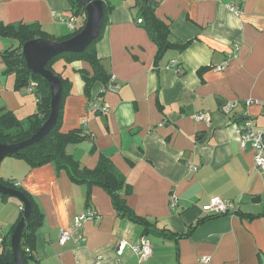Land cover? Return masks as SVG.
I'll use <instances>...</instances> for the list:
<instances>
[{
    "label": "crops",
    "instance_id": "0c3cea01",
    "mask_svg": "<svg viewBox=\"0 0 264 264\" xmlns=\"http://www.w3.org/2000/svg\"><path fill=\"white\" fill-rule=\"evenodd\" d=\"M110 1L114 9L97 52L114 80L104 95L101 83L92 90L93 101L109 110L88 111L80 73L92 72L88 63L59 61L55 70L73 82L62 131L82 128L93 135L68 146L83 166L95 167L105 154L123 173L131 187L127 204L151 222L145 236L153 253L145 262L130 248L117 255L118 241H139L144 227L119 216L104 188L75 183L54 163L32 168L7 156L0 177L19 183L45 216L30 264H264V172L235 132L242 118L264 130V0H158L170 42H189L182 50L168 49L159 63L157 45L137 23L135 0ZM69 13V0H0V22L39 23L54 36L70 33L63 21ZM11 39L0 38V108L25 118L36 112L37 97L29 88L15 89V76L3 73L1 52L15 47ZM172 60L176 67L169 66ZM227 102L234 104L229 113L222 111ZM203 113L207 121L197 119ZM214 197L234 201L233 213L198 223L185 235L208 216L203 207ZM17 199L0 198L4 235L21 214ZM87 208L98 218L85 221L61 245V231Z\"/></svg>",
    "mask_w": 264,
    "mask_h": 264
},
{
    "label": "trees",
    "instance_id": "16d2710c",
    "mask_svg": "<svg viewBox=\"0 0 264 264\" xmlns=\"http://www.w3.org/2000/svg\"><path fill=\"white\" fill-rule=\"evenodd\" d=\"M104 6V23L99 36L93 40L83 52H63L51 59L46 67L53 71L62 83V99L60 105L59 116L54 127L40 140L20 149L16 154L10 155L18 159L24 160L30 167H40L48 163H54L57 169L66 170L71 180L78 184H86L89 187L93 185L104 188L111 196L113 206L117 214L123 218L133 220L143 225V233L147 235L152 228L151 222L144 217H140L127 204L126 195L131 192V187L127 183L123 173L115 166L112 159L100 154L95 167L90 168L83 166L73 154L68 151L70 144H78L93 136L89 131L82 128H75L67 132L62 131L64 103L67 96L71 93L73 82L67 76H63L55 70V64L64 61L65 66L74 62L82 61L91 66L92 72L86 68L80 70L84 81V92L89 98V106L97 104L92 99V90L96 83H101L103 88L100 95L111 88L114 78L106 71L101 58L98 56L97 44L102 38L106 26L109 22V16L114 9V5L110 0H102ZM71 5V13L67 16H74L76 25L74 29H70V33L54 36L42 29L39 23H12L5 24L0 22V38H14L19 41V45L7 48L1 52V58L5 64L3 73L5 75L15 76V89L29 88L35 92L37 97L36 112L25 118H20L14 111L0 108V143H19L31 138L46 122L51 112V90L48 81L40 74L33 72L28 68L25 56L23 54L24 44L32 39L46 38L53 41H63L77 35L85 26L87 19L86 7L78 0H69ZM158 0H135L134 7L137 9L138 18L142 19L137 23L141 25L149 34L150 38L158 47L156 54V63H159L165 53L170 48L184 49L189 42L183 45H174L170 42L171 33L170 25L158 17L157 8ZM35 87L31 89V86ZM102 104V103H101ZM88 106V111H89ZM102 115L100 110L90 111ZM243 119V118H242ZM94 151V149H93ZM1 182L11 188L23 192L31 203V213L25 220V226L21 238V253L24 264H30L35 260L34 250L36 245V237L38 229L43 225L44 213L42 212L35 198L27 192L19 183L14 180H7L0 177ZM0 198L4 201L15 198L0 193ZM22 206L21 214L12 226L10 232L4 235L1 231L0 242V264H16L13 258V250L11 246V236L24 215V203L17 199ZM236 204V203H235ZM234 211V210H233ZM232 212V211H230ZM227 212L226 214H229ZM223 214H209L197 221L195 225L190 227L185 235H189L196 228L198 223H202L207 219L217 217ZM166 236V233H160ZM185 235H178L185 236Z\"/></svg>",
    "mask_w": 264,
    "mask_h": 264
},
{
    "label": "water",
    "instance_id": "95a60500",
    "mask_svg": "<svg viewBox=\"0 0 264 264\" xmlns=\"http://www.w3.org/2000/svg\"><path fill=\"white\" fill-rule=\"evenodd\" d=\"M78 1L86 7L87 19L85 26L77 35L63 41L36 38L27 41L23 46V54L28 68L33 72L42 75L50 85L51 112L43 126L31 138L13 144L0 143V164L5 157L16 154L20 149L44 137L54 127L58 120L62 99V83L60 78L53 71L47 69V63L63 52H83L101 32L104 23L103 1ZM0 193L17 197L24 203V215L11 236L14 261L16 264H24L20 243L25 220L31 213V203L23 192L4 185L1 180Z\"/></svg>",
    "mask_w": 264,
    "mask_h": 264
},
{
    "label": "built area",
    "instance_id": "2783aa9c",
    "mask_svg": "<svg viewBox=\"0 0 264 264\" xmlns=\"http://www.w3.org/2000/svg\"><path fill=\"white\" fill-rule=\"evenodd\" d=\"M230 9L239 12L240 9L236 4H231ZM70 29H74L76 25V19L74 16H65L63 18ZM142 19H139V22ZM178 64L177 60L170 61V67H176ZM114 78V77H113ZM35 86L32 85L31 89ZM119 87V85L117 86ZM234 107V104L227 102L222 106V111L229 113ZM100 110L103 114L107 113L109 108L105 103H97L89 106V111ZM198 120L207 121L208 114L203 113L197 115ZM235 132L242 149L246 148L248 144L254 150V163L258 170L264 172V130L256 129L253 122L249 119L243 118L241 123L235 122ZM177 205V197L174 195L171 198V206ZM236 206L235 202L230 199H223L220 197H214L210 202L203 207V211L209 214H226L234 209ZM97 212L93 208H87L84 212L76 215L73 223L69 229L61 231L59 243L65 245V243L73 237V232L82 228L83 224L87 220L97 219ZM1 233V232H0ZM1 242V235H0ZM127 248H130L139 258L141 262H145L153 253V247L150 240L146 236H142L141 239L133 244L125 239H120L117 243V255L121 256ZM204 261H208L207 258ZM95 264H105L101 259H98Z\"/></svg>",
    "mask_w": 264,
    "mask_h": 264
},
{
    "label": "rangeland",
    "instance_id": "374dc122",
    "mask_svg": "<svg viewBox=\"0 0 264 264\" xmlns=\"http://www.w3.org/2000/svg\"><path fill=\"white\" fill-rule=\"evenodd\" d=\"M10 41H12L11 43H13V45L11 46H18L19 45V41L17 39H11ZM58 63V62H57Z\"/></svg>",
    "mask_w": 264,
    "mask_h": 264
}]
</instances>
